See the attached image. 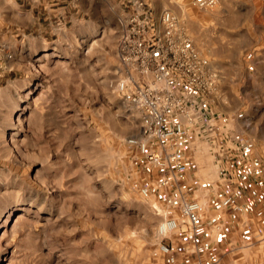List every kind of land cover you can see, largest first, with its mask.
I'll return each mask as SVG.
<instances>
[{
  "label": "rangeland",
  "instance_id": "obj_1",
  "mask_svg": "<svg viewBox=\"0 0 264 264\" xmlns=\"http://www.w3.org/2000/svg\"><path fill=\"white\" fill-rule=\"evenodd\" d=\"M93 1L0 0V264H264V0H147L209 59L227 123L159 161L128 142L143 112L117 87L131 4Z\"/></svg>",
  "mask_w": 264,
  "mask_h": 264
},
{
  "label": "built area",
  "instance_id": "obj_2",
  "mask_svg": "<svg viewBox=\"0 0 264 264\" xmlns=\"http://www.w3.org/2000/svg\"><path fill=\"white\" fill-rule=\"evenodd\" d=\"M125 1L131 4V9L123 17L120 59L131 64L132 69L127 70L117 87L125 99L143 112L142 137H131L128 142L136 145L149 160L159 161L162 156L160 151L155 152V144L178 143L193 130L203 127L209 134L222 126L227 127L226 121L216 114L206 98L218 74L211 71L209 59L183 31L174 13L163 11L159 23L155 22L147 0ZM193 3L213 7L217 0H193ZM175 155L178 157L177 153ZM239 160L244 161L241 157ZM142 192L148 194L146 188ZM222 203L230 205L232 198L225 196ZM199 207L200 204L193 201L182 203V211L193 226L201 220ZM178 221L175 217H167L160 231L177 229ZM161 250L170 252L171 248L162 244Z\"/></svg>",
  "mask_w": 264,
  "mask_h": 264
},
{
  "label": "crops",
  "instance_id": "obj_3",
  "mask_svg": "<svg viewBox=\"0 0 264 264\" xmlns=\"http://www.w3.org/2000/svg\"><path fill=\"white\" fill-rule=\"evenodd\" d=\"M94 3H93V7L95 8H97V6H99V3L98 2H100V0H94L93 1Z\"/></svg>",
  "mask_w": 264,
  "mask_h": 264
},
{
  "label": "bare ground",
  "instance_id": "obj_4",
  "mask_svg": "<svg viewBox=\"0 0 264 264\" xmlns=\"http://www.w3.org/2000/svg\"><path fill=\"white\" fill-rule=\"evenodd\" d=\"M180 5H181V7H183V8H184V6H185L184 3H180ZM184 11H185V10H184ZM183 14L185 15V12H183L182 15H183Z\"/></svg>",
  "mask_w": 264,
  "mask_h": 264
}]
</instances>
